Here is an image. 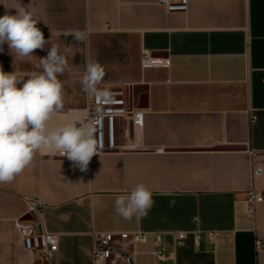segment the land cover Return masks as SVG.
Masks as SVG:
<instances>
[{
	"label": "crops",
	"instance_id": "crops-1",
	"mask_svg": "<svg viewBox=\"0 0 264 264\" xmlns=\"http://www.w3.org/2000/svg\"><path fill=\"white\" fill-rule=\"evenodd\" d=\"M21 7L41 20L49 42L23 58L5 43L0 69L24 76L41 70L52 45L67 49L58 77L65 106L52 126L84 117L85 53L105 69L98 87L122 91L141 122L117 119L115 139L125 149L93 156L86 171L40 151L0 184V264H45L15 230L16 220L36 221L25 199L41 203L45 230L58 235L51 264H94V235L122 232L147 236L109 264H264V201L254 216L245 204L252 185L264 195V0H187L185 12H165L156 0H0V16ZM71 29L91 33L87 47ZM143 49L167 65L142 69ZM252 165L261 168L254 179ZM141 182L153 207L126 221L115 199ZM196 228L216 234L173 244L172 232Z\"/></svg>",
	"mask_w": 264,
	"mask_h": 264
},
{
	"label": "clouds",
	"instance_id": "clouds-1",
	"mask_svg": "<svg viewBox=\"0 0 264 264\" xmlns=\"http://www.w3.org/2000/svg\"><path fill=\"white\" fill-rule=\"evenodd\" d=\"M7 8V7H6ZM41 20L30 10L18 8L15 15L0 16V52L7 43L16 57H31L43 50L49 41L37 24ZM86 47L91 33L71 29L67 33ZM67 49L52 45L39 59L40 71L17 76L0 69V184H10L34 161L40 151L58 154L86 171L93 156L101 151L95 120L79 118L52 126L53 118L64 110V83L58 78L68 68ZM85 71L79 83L89 96L107 98L111 93L98 87L106 72L102 64L86 53ZM25 77L27 79L25 80ZM153 192L137 183L129 193L115 199L116 214L126 221L140 219L153 207ZM106 257L98 253L94 264H104Z\"/></svg>",
	"mask_w": 264,
	"mask_h": 264
},
{
	"label": "built area",
	"instance_id": "built-area-1",
	"mask_svg": "<svg viewBox=\"0 0 264 264\" xmlns=\"http://www.w3.org/2000/svg\"><path fill=\"white\" fill-rule=\"evenodd\" d=\"M156 2L164 8L165 12H185L187 10V0H156ZM140 65L142 69H146L158 65L166 66L167 63L165 60L153 57L150 51L143 49L141 51ZM109 92L111 96L107 98L88 95L86 110L82 119V122L89 119L95 120L97 125L96 136L102 145L100 153L125 149L124 146L117 144L115 139L117 119L131 116L133 117V124L139 125L141 122V114L127 106L122 91ZM251 118L253 122L255 116L252 115ZM56 156L62 157L58 154ZM260 173L261 168L258 165H252L250 172L252 179ZM245 194L246 212L248 215L254 216L256 205L264 201V195L257 191L253 185L246 190ZM25 201L28 211L36 216V221L16 220L15 230L20 235L25 250L31 251L38 260L45 264H51L58 250V235L45 230L40 220L41 203L30 199H25ZM194 221L197 224V219H194ZM152 234L156 243H159V233ZM215 234V232L211 231L202 233L196 228L193 231L172 232V238L175 246H182L189 235H191L193 242L196 244L203 240H212ZM146 236L147 233L144 232L96 233L94 235L91 259L94 263L97 254L103 253L106 257L104 264L113 263L114 255H120V253L124 252L125 247L133 243L145 241ZM257 244L260 245L261 243L257 242ZM120 258H118L119 261L122 260Z\"/></svg>",
	"mask_w": 264,
	"mask_h": 264
}]
</instances>
